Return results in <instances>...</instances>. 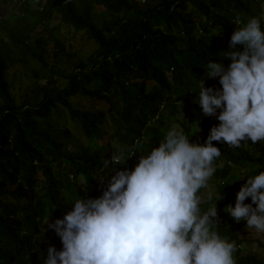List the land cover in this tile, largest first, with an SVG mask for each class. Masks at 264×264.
I'll list each match as a JSON object with an SVG mask.
<instances>
[{
	"label": "trees",
	"instance_id": "16d2710c",
	"mask_svg": "<svg viewBox=\"0 0 264 264\" xmlns=\"http://www.w3.org/2000/svg\"><path fill=\"white\" fill-rule=\"evenodd\" d=\"M19 1L0 0V264H43L49 245L57 251L62 247L47 224L61 218L76 199L99 196L106 180L122 170L111 163L120 139L128 144L144 131L150 150L178 124L190 142L203 143L207 135H194V121L210 119L211 126L218 121L201 115L194 98L201 78L207 86L219 87L217 79L206 77L203 66L209 59L227 66L229 60L221 55L233 22L239 18L242 25L250 16L264 14V0H147L145 5L139 0H28L25 10H37L40 19L50 21L47 25L58 17L59 24H52L58 34L52 36L34 32L37 20L12 18L19 9L6 8ZM60 25L72 28V35L83 33L94 42V50H73ZM71 53L78 55L73 67ZM30 58L49 74L41 99L28 92L18 95L9 81V69ZM78 95L105 101L108 107H82L73 102ZM165 98L166 112L160 111ZM67 112L84 143L60 125ZM109 124L111 130L105 128ZM93 141L99 145L94 147ZM69 143L71 149H65ZM212 143L220 156L207 184L215 181L217 192L206 196L207 184L200 189L199 208L204 212L215 203L212 230L239 244L246 239L235 225L244 226V221H234L223 207L234 202L246 175L264 170V154L249 142L238 148ZM92 172L105 175L97 182ZM233 257L235 264H264V257L240 253L237 246Z\"/></svg>",
	"mask_w": 264,
	"mask_h": 264
},
{
	"label": "clouds",
	"instance_id": "9594fccd",
	"mask_svg": "<svg viewBox=\"0 0 264 264\" xmlns=\"http://www.w3.org/2000/svg\"><path fill=\"white\" fill-rule=\"evenodd\" d=\"M139 1L147 4V0ZM27 2L20 0L16 7L11 3L7 8H18L21 20H28ZM39 16L37 21L42 20ZM13 19H19L18 15ZM233 23L221 55L229 60L227 66L211 59L203 66L206 77L217 79L219 87L207 86L201 78L194 98L201 115L218 121L203 143L190 142L176 125L150 150L145 147L144 131L128 144L120 139L111 163L121 165L122 170L106 180L107 187L99 196L76 199L61 218L47 224L62 247L57 251L49 245L43 264H235V246L240 253L259 255L245 250L243 241H227L212 230L216 205L201 212L197 194L206 187L215 171L213 161L220 156L213 141L237 148L242 142L264 141V14L250 16L242 25L239 18ZM237 45L242 47L237 49ZM27 62L12 66L9 77L14 67ZM165 101L160 111L166 112ZM108 126L113 127L106 125L107 130ZM71 147L69 143L65 149ZM104 175L92 172L97 182ZM37 191L44 196L40 186ZM211 195L216 192L206 194ZM223 211L236 222L243 220L247 230L264 233V170L246 175L234 202L225 204Z\"/></svg>",
	"mask_w": 264,
	"mask_h": 264
},
{
	"label": "rangeland",
	"instance_id": "374dc122",
	"mask_svg": "<svg viewBox=\"0 0 264 264\" xmlns=\"http://www.w3.org/2000/svg\"><path fill=\"white\" fill-rule=\"evenodd\" d=\"M263 6H264V3H263ZM10 8H6V11H9ZM16 14L17 12L14 11V13L12 14V18H15ZM27 14L29 15V20H31L30 22H34L37 18L38 12L36 10L31 9V10H28ZM21 19L19 18L17 20H21ZM52 20L53 21L51 25H47V23H49L50 21L42 22V20H40L39 22L41 23L37 25V27L34 29V32H36L39 35L44 34L46 36H49V35L52 36V35L58 34L52 28V24L53 25L59 24V20L57 17L53 18ZM60 29H61V36L66 41V44L69 43L73 46L74 48L73 50H83L84 53H87V52L91 53L94 50L95 48L94 42L91 40H87L83 33L79 32V33H76L75 35H72L73 29L69 28L66 25H60L59 32H60ZM49 42H50L49 46L52 48V39H50ZM71 56H72L71 57L72 61H71L70 67H73L75 62L78 61V55L71 53ZM65 64L68 65L66 61H65ZM45 72H46V69H43L39 63L30 59L27 63L19 64L10 71L9 81L14 83V87L18 95H26V92H28L32 96V98L38 97L41 99L44 97V91L42 90V86L47 84L46 78L49 75L47 73L45 74ZM20 99H21L20 96H18L17 101H20ZM73 102L74 103L79 102L80 104H82V107H97L100 109H107L108 107V103H106L105 101H102L99 99H96V100L91 99L83 95H78L76 98L73 99ZM59 122H60V125L67 126L70 128L74 138H79L81 142L85 141L84 135L82 134L81 130L72 123V119L68 112L65 114V118L60 119ZM211 123L212 121L210 119H205L202 117L201 119L195 120L194 126H193L194 135H198L200 132H204L207 135L209 128L211 127ZM175 125L178 126L180 129H182L180 125L178 124H175ZM107 128L111 130L112 126H108ZM107 139H109V135L106 136V140ZM249 143L250 145H252L251 147H253L256 153L264 154V141H258L255 144L249 141ZM92 144L95 147L98 146L97 141H93ZM215 192H217V183L212 180L207 186L206 194L207 195L215 194ZM235 228L240 234L244 233V234H241V236L243 235V237L246 240L249 239L251 241L249 242L245 240L243 241V243H241V241L240 242L238 241L239 243H241L244 249L245 250L252 249V252L254 250L259 255L264 257V233L258 234L253 231H250L251 233L246 232L251 229L247 230L245 225L240 226L239 224H236Z\"/></svg>",
	"mask_w": 264,
	"mask_h": 264
}]
</instances>
